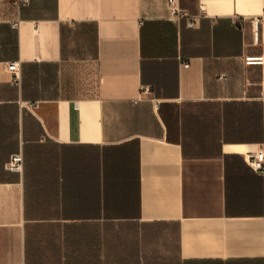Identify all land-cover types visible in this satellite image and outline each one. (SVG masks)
Returning <instances> with one entry per match:
<instances>
[{"label": "crops", "instance_id": "crops-1", "mask_svg": "<svg viewBox=\"0 0 264 264\" xmlns=\"http://www.w3.org/2000/svg\"><path fill=\"white\" fill-rule=\"evenodd\" d=\"M167 1L0 0V264H264V0Z\"/></svg>", "mask_w": 264, "mask_h": 264}, {"label": "built area", "instance_id": "built-area-1", "mask_svg": "<svg viewBox=\"0 0 264 264\" xmlns=\"http://www.w3.org/2000/svg\"><path fill=\"white\" fill-rule=\"evenodd\" d=\"M29 0H21V4L28 3ZM168 9L170 11L171 17L173 19H179L182 16H185L186 13L180 8L179 6V0H168L167 1ZM194 21H191L189 24L190 26H194ZM14 26H17V24H14ZM250 62L252 63H258L262 64V58L261 57H255V58H249ZM189 63H184V67H188ZM6 69L15 75V78L18 79V75L20 73V64L18 62H9L6 66ZM146 91L148 88L145 89ZM27 104H30L34 110H37L39 108V102H29ZM23 163L24 158L22 154H15L11 157L10 161L7 164V169L12 172L20 173L23 169ZM253 166L257 170H264V153L259 152L256 155V160L253 163Z\"/></svg>", "mask_w": 264, "mask_h": 264}]
</instances>
